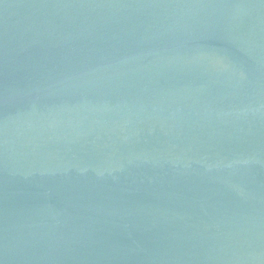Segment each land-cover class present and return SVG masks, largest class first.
Returning a JSON list of instances; mask_svg holds the SVG:
<instances>
[{
  "label": "water",
  "instance_id": "obj_1",
  "mask_svg": "<svg viewBox=\"0 0 264 264\" xmlns=\"http://www.w3.org/2000/svg\"><path fill=\"white\" fill-rule=\"evenodd\" d=\"M0 264H264V0H0Z\"/></svg>",
  "mask_w": 264,
  "mask_h": 264
}]
</instances>
